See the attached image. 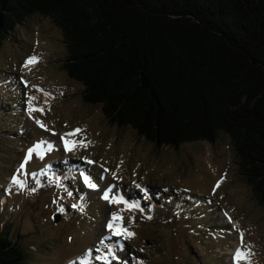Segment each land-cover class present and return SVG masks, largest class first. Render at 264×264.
Masks as SVG:
<instances>
[{
    "label": "rangeland",
    "instance_id": "1",
    "mask_svg": "<svg viewBox=\"0 0 264 264\" xmlns=\"http://www.w3.org/2000/svg\"><path fill=\"white\" fill-rule=\"evenodd\" d=\"M65 57L60 30L40 15L0 42V230L16 232L24 263L236 264L242 247L250 255L240 264H264V209L238 175L228 136L155 146L84 102ZM65 139L76 146L66 151ZM109 188L136 206L104 199ZM176 196L205 205L171 207ZM113 213L135 235H114Z\"/></svg>",
    "mask_w": 264,
    "mask_h": 264
},
{
    "label": "trees",
    "instance_id": "2",
    "mask_svg": "<svg viewBox=\"0 0 264 264\" xmlns=\"http://www.w3.org/2000/svg\"><path fill=\"white\" fill-rule=\"evenodd\" d=\"M33 15L60 30L61 66L84 102L155 146L226 134L264 209V0H0V42ZM179 197L171 207L203 208ZM7 225L0 264H25Z\"/></svg>",
    "mask_w": 264,
    "mask_h": 264
},
{
    "label": "snow or ice",
    "instance_id": "3",
    "mask_svg": "<svg viewBox=\"0 0 264 264\" xmlns=\"http://www.w3.org/2000/svg\"><path fill=\"white\" fill-rule=\"evenodd\" d=\"M35 62V58H29V60L26 62L27 63H33ZM40 111H42V109H38ZM38 124L41 125V127H44V125L40 122V121H37ZM74 131H79V129H76ZM66 135H72V133H68ZM41 143L43 142H40L38 143L37 145H35L33 148H30L28 150V153L29 155H31V153H33L34 151H36L37 149L40 148L41 146ZM64 143H65V150L66 151H69L71 150L73 147L76 146V143L77 142H69L67 139L64 140ZM48 150H51V145H48ZM41 158L42 155H41ZM89 163H92V161H89ZM24 165L22 164L21 165V168H23ZM83 175V173L81 174ZM115 175V174H114ZM83 179H84V182L85 184L89 187V188H92V189H95L97 188L98 186L91 180V178L87 175H83ZM13 183H18L17 179L15 177H13V180H12ZM218 186V185H217ZM137 188H140L141 186L140 185H136ZM111 191V188L109 189H106L105 192H104V196L103 198L106 199V200H109L111 203H117V204H120V203H123L127 208H133L135 207L136 205L134 203H129V201L127 199H125L123 196H109V193ZM73 207H75V205H73ZM122 220V217L119 216L117 213H113L112 214V219L109 221L108 225H107V228L109 230H111L113 232L114 235L116 236H121V235H125V236H133L135 235L134 233L132 232H128L127 229L123 228L121 226V224L119 223V221ZM116 222V223H114ZM243 236V233H241V237ZM250 255L249 252H246L242 249V247H238L236 249V252H235V255L233 257V259L236 261V264H240V261L241 260H244V261H247V258L248 256ZM97 259H100L99 256L96 257Z\"/></svg>",
    "mask_w": 264,
    "mask_h": 264
},
{
    "label": "bare ground",
    "instance_id": "4",
    "mask_svg": "<svg viewBox=\"0 0 264 264\" xmlns=\"http://www.w3.org/2000/svg\"><path fill=\"white\" fill-rule=\"evenodd\" d=\"M231 251L233 252V249H231Z\"/></svg>",
    "mask_w": 264,
    "mask_h": 264
}]
</instances>
